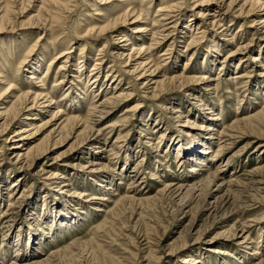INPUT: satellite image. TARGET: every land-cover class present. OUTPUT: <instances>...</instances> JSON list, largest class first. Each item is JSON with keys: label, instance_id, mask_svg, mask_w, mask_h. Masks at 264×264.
Instances as JSON below:
<instances>
[{"label": "rangeland", "instance_id": "1", "mask_svg": "<svg viewBox=\"0 0 264 264\" xmlns=\"http://www.w3.org/2000/svg\"><path fill=\"white\" fill-rule=\"evenodd\" d=\"M167 1L182 4L167 26L169 34L164 32L168 34L165 41L150 49L159 68L154 73V67L143 75L140 72L143 77L138 79L137 73L130 75L132 59L142 43L149 45L150 36L137 39L141 33L135 29L160 20L156 11L161 0H69L70 12L57 16L58 22L50 14L37 13L38 1L15 4L11 17L15 31L0 32V81L4 82L0 93L7 83L21 93L37 86L55 104L35 111L40 116L34 130L23 134L36 132L35 137L17 149L36 145L38 154L43 153L37 160L14 164L17 154L11 149L12 136L20 127H31L24 120L25 111L0 137V264H193L194 260L200 261L196 264H264V24H252V20H264V0H259L263 7L254 6V16L249 17L235 13L243 8L244 0H236L237 6L229 12L231 0H225L221 13H214L210 2L204 5L205 0ZM206 9L210 12L202 16ZM130 10L142 17L136 22L130 18L118 27L120 35L130 40L128 47H123L126 42H120L117 34H86ZM213 16L224 20L223 29L211 24ZM44 19L53 20L52 30L42 33L37 27ZM213 44L218 45L216 53ZM242 46L245 49L237 51ZM66 48L72 49L63 80L55 73L62 63L52 67L42 83L34 85L28 79L34 56L42 58L39 78L49 60ZM165 50L167 56H162ZM120 53L123 56L113 60ZM81 54L85 59L79 79L76 66ZM99 58V82L83 92L84 78ZM240 58L243 63H238ZM108 71L117 79L107 76ZM242 73L244 79H234ZM15 91L14 96L19 95ZM111 92L123 99L114 107L107 105L106 114L89 117V110L110 98ZM73 94L79 97L70 105ZM4 102L8 103L0 108H7L13 99ZM176 106L192 121L201 109L207 120L218 119L212 121L216 126L210 157L218 145L225 147L211 167H203L196 177L204 179L208 169L215 171L222 164L221 174L229 182L214 197L203 193L180 211L165 189L181 183L191 163L180 166L159 131L167 130V139L178 138L185 151V144L196 135L186 132L189 128L181 127L184 120L171 113ZM209 108L213 110L207 113ZM58 109L61 115L54 118ZM74 116L82 120L78 127L67 125L62 130L67 117ZM149 124L159 127L153 132ZM194 124V133L207 136L205 124ZM85 126L90 132L84 131ZM160 150L167 157H161ZM104 179L112 180L111 190L95 185ZM125 198L129 200L120 203ZM57 213L62 219L76 215L80 224L49 225L48 218ZM242 226L247 241H241ZM32 235L35 245L29 248L25 244ZM258 240L263 241L260 255L253 257ZM17 243L24 245L18 252L21 258L14 257ZM37 245L41 252L32 249Z\"/></svg>", "mask_w": 264, "mask_h": 264}, {"label": "bare ground", "instance_id": "2", "mask_svg": "<svg viewBox=\"0 0 264 264\" xmlns=\"http://www.w3.org/2000/svg\"><path fill=\"white\" fill-rule=\"evenodd\" d=\"M23 1H25V0H0V32L7 31V29H9L10 31H15V29H14L15 27H14L13 21H12L13 19L11 17H13V15L16 13V11H15L16 5L15 4L19 3V5H21L20 3ZM29 1H31V0H28V2ZM32 1H38L39 2V5H40L39 9H38L39 12H37V13L40 14V12H44V15L50 14L51 17L55 20L58 18L57 16H59L63 12H70L69 0L68 1H66V0H32ZM62 1H65L64 2L65 4H61L60 2H62ZM120 1L125 2V0H120ZM224 1L225 0H205L203 2H204V5H206V3L210 2L211 3L210 7L213 6V9H214L213 12L214 13H221L223 11V9L225 8ZM172 2L173 1L170 2L167 0H161V6L156 11V13L161 16L160 20L155 19L152 21L153 24L151 26H150V24L148 25L146 23L145 27L135 29V31H137L138 33H141L140 35H137V37H136L137 39H139L141 36H144V35L150 36V39L148 40L149 45L145 46L146 43H142V46H141L142 48L139 49V51L137 52L138 53L137 57L132 59L134 62L132 63L133 64V70H132V72H130V75H134L135 73H137L135 75V77H137V79H138V76L143 77L140 75H143L147 72H150L151 68H153V67L155 68L154 71H152V73H154L155 70H157L159 68V64L158 65L154 64L150 49L152 48L153 45H160L159 42L163 43L169 34V29L167 28V26L169 24L173 23L171 19H174L177 16V12H179V10L181 8V4H182V1L177 2V3L176 2L172 3ZM203 2H201V3H203ZM236 6H237L236 0H231L227 5L226 12H229L231 10V8L235 9ZM242 6H243V8L241 7L237 11H235V13L237 14V17L254 16V13H253L254 6L261 8V7H263V4H260L259 0L255 1V2L244 0V3ZM245 7H248V9L246 11L244 10ZM204 11L205 12L202 13V16L207 15V12H210L209 9H206ZM58 12H59V14H58ZM18 13L20 14V12H18ZM48 17H50V16H48ZM141 17H142L141 14H139L137 12L134 13L133 10L125 11L121 15H118L117 18L114 19L113 21L107 22L103 27H97V28L93 27V28L87 30L86 34L89 35L90 33H95L97 37L100 35L106 34V32H108L110 34V36L117 34L116 36H119L117 39L121 38L120 42H122V43L126 42L125 45H123V47L124 46L128 47L130 45L129 44L130 40H127V35H122V36L120 35V32H119L120 29L118 27L125 24L126 21H128L130 18H132L136 22ZM218 17L219 16H213L212 17L213 21H211V24H214L218 28L223 29L225 25H222V22L224 20H221L220 18L216 20L215 18H218ZM50 20H51V18H50ZM167 20H171V21H169L167 23ZM147 21H148V17L146 18V22ZM52 22H53V20H52ZM52 22L47 23V20L44 19L43 22L41 21L39 26H38V24H35V25L39 27V28L37 27V29L39 31H42V33H45V32L52 30L51 29L52 28V25H51ZM57 22H58V19H57ZM252 24L253 25H262V24H264V20H259L258 23L255 22V20H252ZM253 25L251 27H254ZM225 30H227V28H225ZM164 32L168 33L167 36H164ZM41 36H39L37 39H40ZM104 38H106V37L104 36ZM189 40L191 43L192 40L191 39H189ZM232 40H233V38H232ZM232 40L230 43H234V41H232ZM140 41H143V40L141 39ZM217 44H219V43H217ZM217 44H213V48H214L212 51L213 53H216L218 51V50L216 51V49H218ZM243 47L244 46L240 47V49H237V51L245 49ZM71 49L72 48H66L65 50L61 51L59 54L54 56L51 60H49V62H48L49 65L46 69V72L44 74L39 75V78H38V73L40 72L39 66L42 64L41 63L42 58L37 59L34 56L33 61L35 63L34 64L35 66H32L30 68V70H29L30 73H29L28 79L31 82H33L34 85L36 82L42 83L43 79H45V77L50 73V69H52V67H55L56 64L62 63L59 65V67L55 73H56V75L57 74L60 76L62 75L61 79L63 80L65 77L64 75L66 72V67H67L68 59H69L67 56L69 55ZM131 50H133V49L131 48ZM166 51H168V50H165L164 53L162 54V56H165V55L167 56V53H165ZM99 52H103V50H99ZM142 52L144 55H140ZM98 55H100V54H98ZM122 56H123V54H121V53L115 54L113 60H118ZM126 58H127L126 62L128 63L131 60L130 54L127 55ZM84 59H85V56L82 54L78 58V62H77V66H76V68H77V70H76L77 77L76 78L81 79L83 77V74L82 73L80 74V70L82 67V63H84ZM100 59L101 58L95 60L96 62H95V65L93 67V70L91 71L92 73L90 72V74L84 78V79H86V83H85V86L82 90L83 92L87 91L89 87L90 88L93 87L91 85H94L96 82L97 83L99 82L100 76H99L98 66L101 64ZM141 60H144V61H141ZM136 62H140V63H136ZM243 62H244L243 58H240L238 60V63H243ZM149 65H151V66L148 67ZM110 68H113V66H110ZM203 68L205 69L206 67H203ZM198 71H200V70H198ZM140 72H142V74L139 75ZM42 75H44V76L40 80V77ZM107 76H110L111 79H117V77H115V75L109 74V71H108ZM245 77H246L245 74L242 73V74L235 75L234 79H244ZM38 79H39V81H38ZM182 79L191 80V78H184V77H182ZM60 80L55 81V83L60 81ZM62 80H61V83H63ZM167 80H173V78L167 79ZM3 83L4 82L0 81V85H3ZM66 83L67 82H65L63 84H66ZM6 85L7 86L5 87V89H3V91L0 93V106L8 103V102H4V101L7 99H10V98L13 99V102H9L10 104L7 108H0L1 110H3L0 113V120H3V122L1 123V126H0V137H2V135H4V132H5L6 128L10 125V123L15 121L16 118H18L20 116V114H22V112L25 111L27 114H25L24 120L30 121L29 125L31 127L29 130H24L22 127H20V128H18V130L15 131V133L12 136L11 149L14 150L15 155L17 154L15 156L16 161L14 164H20L21 161L25 162L27 159L29 160V158L32 160H35V159L37 160L38 157L40 156V154L43 155V153L38 154V152L36 151V148H37L36 145H34L32 147L29 146L27 149H23V150H19V151L17 149H21L23 146H25L27 144L26 139L29 137H32L34 134H36V132H34V133H29V135H26V136L23 135L24 133H28V131L34 130V128H33L34 121L37 119L38 116H40V112H38V111L35 112V111L40 107H41L40 109H43V110H45L46 108H51L52 105L55 104V102H53V99L49 96V94L46 93L45 91H43L42 88H40V87H37V86L34 87L33 86L32 88L29 89V91L21 93L22 90L19 89L20 90L19 91L18 89H16V87L13 83H7ZM70 88L71 87H69L68 89H70ZM146 88L147 87H145V89ZM15 90H17L19 95L14 96V94L16 92ZM68 91L69 90H66L65 93L67 94ZM82 93H80V94L82 95ZM127 95L128 94H125V96H127ZM76 97H79V96L77 94H75V95L73 94V97H71V101L69 100L71 102L70 105H73L74 101L76 100ZM122 99H123V96L121 94L116 95L115 92L114 93L111 92L110 98L106 99L105 101H103L99 105L94 106L92 109L89 110V113L87 112L88 116L94 117L95 114H98V115L106 114V111H104V109H106L107 105L110 104V106L113 105V107H114ZM72 109H74V108H72ZM170 110H171V113L173 115H175L176 119L184 120L183 126H181V127L183 129L189 128L186 132H190V135H193V136L196 135V138L193 141H191L188 144H185L187 146L186 147L187 150L185 151L183 149L182 142L178 138L173 137V138L167 139V135H166L167 130L159 131L160 138L165 139L164 142L166 143V147H168L169 150L171 149L174 151V153H173L174 159L180 163V166H182L183 163H186V162L191 163V166L188 168L189 174H187L183 178L182 182L177 183V184H173V185L172 184L167 185L168 188L165 189L169 194L168 196H170V198H171L173 207L175 209H177L178 211H180L190 201H192L195 198L200 197L201 194H203V193H204V197H214L216 195V193H218L219 191H222L223 187L228 186L229 182L228 183L225 182V179L223 178V175L221 174V172H223L221 170L222 164L218 165L217 168L215 169V171L211 172V169H208L209 173H208L206 178L203 179V178L196 177L197 175H199L198 173L201 171V169L203 167H205V168L211 167V164H212L211 162L213 161V158L215 157V155L218 156L219 153L225 147L224 145H218L217 151L215 152V155H213L214 157H212V158L210 157V155L212 154V152H211V149L213 147L212 144H213V141L215 140V137L212 134L215 132L213 127L216 126V123L212 122V121H214L216 119L207 120L204 117V114H203L204 110H202V109H201V112H203V113H201V112H198L199 114H197V112L194 113L195 114L194 117H196L195 121H192V119H189L186 116H184L180 110V106H176L173 108L171 107ZM206 110H209V111H207V113H209L210 110H213V109L209 108ZM58 115H61L60 109H58V111L56 113H53L52 116L55 118ZM81 121L82 120L80 118H77L75 116L74 117H67L65 124L61 127V129L63 130L67 125H69L71 127V129L72 128L75 129L78 127V125ZM196 121H197V123L200 122V123L206 125L205 131L209 132L207 134V136L193 132L192 129H194V127H195L194 122L196 123ZM216 121H218V119ZM240 121H242V119L237 120V122H240ZM157 127H159V126H156V125L154 126L152 124H149V129H153V132L158 129ZM88 130H90L89 127L85 126L84 131L90 132ZM186 134H189V133H186ZM33 137H35V136H33ZM196 139H197V141H196ZM219 142H220V140L218 141V143ZM5 143H7V141H5ZM151 145H153V144L151 143ZM159 154L161 157L163 155H165V157H167V152H163L160 150ZM157 157H155V158H157ZM100 182L101 183L95 184L99 189L105 188V189L111 190L112 180L104 179ZM13 185H15V184H12V186ZM212 185H215L216 189L214 191L210 190V186H212ZM15 187H17V186H15ZM15 196L16 195L14 194L13 199L15 198ZM221 197L223 198L224 196H221ZM227 197L228 196H225V198H227ZM127 200H129V199L128 198L122 199L120 201V203H123V202L125 203V202H127ZM68 215H69V212H68ZM47 221H48L47 223H49V225L57 224V222H59V224L62 226V228L64 226H66L67 223L71 226L72 225L76 226V225L80 224V220H78L76 215H73V216L71 215L70 217H65L64 219H62V217L59 215V213L52 215L51 217L48 218ZM244 231H245L244 226H242V228L239 231L241 233V235H240L241 241L249 240L247 235L244 236ZM18 237H19V235H18ZM251 242H254V241H251ZM262 242L263 241H261V240L255 241L256 246L253 247L254 248L253 254H252L253 257L256 255H260L259 248L262 247ZM37 244H40V243H37ZM25 245L29 248L32 246L34 247L35 242H34V236L33 235H32V237L30 236V238H28L27 244H25ZM22 246H24L23 243H17L15 245V247L17 249L15 250L14 257H20V254L18 252L20 251V248H23ZM32 249L41 252V248L38 247V245H37V247L32 248ZM21 257H22V254H21ZM199 262H196L194 260L193 264H196ZM41 263H42L41 261H34V262H31L30 264H41Z\"/></svg>", "mask_w": 264, "mask_h": 264}]
</instances>
